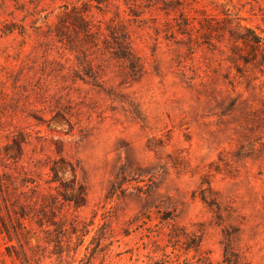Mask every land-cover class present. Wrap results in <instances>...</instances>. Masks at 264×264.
I'll use <instances>...</instances> for the list:
<instances>
[{"label":"rangeland","instance_id":"rangeland-1","mask_svg":"<svg viewBox=\"0 0 264 264\" xmlns=\"http://www.w3.org/2000/svg\"><path fill=\"white\" fill-rule=\"evenodd\" d=\"M17 172L78 229L0 264H264V0H0L7 223Z\"/></svg>","mask_w":264,"mask_h":264},{"label":"trees","instance_id":"trees-1","mask_svg":"<svg viewBox=\"0 0 264 264\" xmlns=\"http://www.w3.org/2000/svg\"><path fill=\"white\" fill-rule=\"evenodd\" d=\"M82 25H80L82 29L85 28L84 25ZM246 32H248V35L245 37L235 36V34H231V37L252 49H254V47H259L261 44H263L261 42V38L254 34L253 31L246 29ZM51 171L54 174V178L50 181V183H56L58 181L57 174H55L54 170ZM19 174L20 173L18 172L13 174L11 173L5 176V179L1 180V196L5 204V208L7 210L8 223L5 222L2 217H0V233H5L9 237L10 229H12L14 235L18 239V242H20V240H23L24 244L28 246L29 234L31 233V229L25 228L24 221L27 220L26 218L30 214L36 217L37 220L35 223L39 228V231L43 235H50V227L55 228L54 231L58 234H65L67 227L72 231L70 232V234L76 233L78 229L76 220H63L62 222H55L50 218V216H53V212L51 211V209H55L58 205L57 198L54 197L52 194L40 197V200H45V204L42 203V205H40V209L37 213H26L27 207L19 205L20 196L23 197L26 201H28L27 203L37 204L39 196H36L37 190L35 189H37L38 186H36V183H32L29 180H26V178L20 179L21 176ZM64 200L66 201L67 199L64 198ZM16 207H18L20 212L16 211ZM11 216L14 217V220ZM32 221V219L28 220L29 223H31ZM56 239V244H58V246H61V236H57ZM24 257L26 262H28V257L26 255H24ZM239 262V256L233 251L229 241L226 240L223 244L222 264H238Z\"/></svg>","mask_w":264,"mask_h":264}]
</instances>
